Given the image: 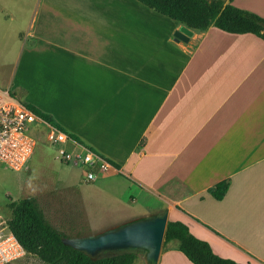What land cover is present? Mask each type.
I'll list each match as a JSON object with an SVG mask.
<instances>
[{"label": "crops", "instance_id": "0c3cea01", "mask_svg": "<svg viewBox=\"0 0 264 264\" xmlns=\"http://www.w3.org/2000/svg\"><path fill=\"white\" fill-rule=\"evenodd\" d=\"M222 1L264 18V0ZM26 30L4 87L156 199L153 215L264 264V40L189 29L137 0H39ZM158 264L193 263L172 242Z\"/></svg>", "mask_w": 264, "mask_h": 264}, {"label": "rangeland", "instance_id": "374dc122", "mask_svg": "<svg viewBox=\"0 0 264 264\" xmlns=\"http://www.w3.org/2000/svg\"><path fill=\"white\" fill-rule=\"evenodd\" d=\"M38 2L0 0V89H7L3 85L10 78L9 61H12L8 60V55L16 47L17 33L27 31L28 20ZM17 83L16 78L15 86ZM39 128L33 130L37 147L28 167L22 172L0 167L1 228H5L12 217L10 205L26 198H36L51 224L71 239L103 233L152 216L162 208L152 196L135 188L126 176L112 171L95 183H86L82 169L55 159L57 152L47 141V131ZM168 246L170 244L162 250ZM145 254L138 253V260L145 261ZM12 264L44 263L25 254Z\"/></svg>", "mask_w": 264, "mask_h": 264}, {"label": "trees", "instance_id": "16d2710c", "mask_svg": "<svg viewBox=\"0 0 264 264\" xmlns=\"http://www.w3.org/2000/svg\"><path fill=\"white\" fill-rule=\"evenodd\" d=\"M157 13L189 29L207 31L216 27L230 34H252L264 40V18L222 0H137ZM31 110L44 122L60 130L37 109ZM230 181L210 189L218 201L224 199ZM12 217L8 228L26 254L40 259L44 264H134L138 253H121L93 259L84 252L65 244L69 238L57 230L47 219L36 198H26L10 205ZM178 243V249L193 264H238L214 253L211 245L193 235L180 221H169L163 247Z\"/></svg>", "mask_w": 264, "mask_h": 264}, {"label": "built area", "instance_id": "2783aa9c", "mask_svg": "<svg viewBox=\"0 0 264 264\" xmlns=\"http://www.w3.org/2000/svg\"><path fill=\"white\" fill-rule=\"evenodd\" d=\"M44 126L47 141L57 152L55 159L82 169L86 183H95L115 170L109 161L91 150L71 148L70 145L75 143L67 133L42 121L9 89H0V167L15 172L24 171L31 163L37 147L33 130ZM25 254L10 230L0 226V264H12Z\"/></svg>", "mask_w": 264, "mask_h": 264}, {"label": "water", "instance_id": "95a60500", "mask_svg": "<svg viewBox=\"0 0 264 264\" xmlns=\"http://www.w3.org/2000/svg\"><path fill=\"white\" fill-rule=\"evenodd\" d=\"M185 31V32H184ZM177 32V41L188 42L187 30ZM169 222L168 211L142 217L109 229L103 233L78 239H68L65 244L84 252L93 259L121 253H146L147 264H158Z\"/></svg>", "mask_w": 264, "mask_h": 264}]
</instances>
